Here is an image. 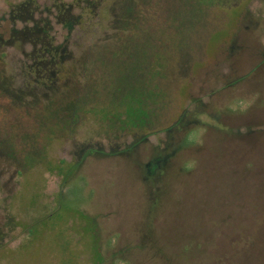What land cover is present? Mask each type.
Returning a JSON list of instances; mask_svg holds the SVG:
<instances>
[{"label":"rangeland","instance_id":"obj_1","mask_svg":"<svg viewBox=\"0 0 264 264\" xmlns=\"http://www.w3.org/2000/svg\"><path fill=\"white\" fill-rule=\"evenodd\" d=\"M0 39V264H264V0H0Z\"/></svg>","mask_w":264,"mask_h":264},{"label":"trees","instance_id":"obj_2","mask_svg":"<svg viewBox=\"0 0 264 264\" xmlns=\"http://www.w3.org/2000/svg\"><path fill=\"white\" fill-rule=\"evenodd\" d=\"M26 10H24L25 12ZM69 24V23H68ZM71 24V23H70ZM48 26L39 27L38 25L32 29H24L21 31L22 35L25 39L37 42L39 40L44 41L47 40V32ZM70 27V26H69ZM70 29V28H69ZM15 35V33H14ZM17 39L16 36H11L7 40L13 41ZM1 40V39H0ZM3 40V38H2ZM1 40V41H2ZM6 40V41H7ZM9 42V41H8ZM36 58L35 62V73L40 75L39 77L42 78L44 81L49 83L56 82L60 79V76L64 73L63 67L57 63V50L53 47H50V43H44L43 46L39 50H35V54L33 55Z\"/></svg>","mask_w":264,"mask_h":264},{"label":"flooded vegetation","instance_id":"obj_3","mask_svg":"<svg viewBox=\"0 0 264 264\" xmlns=\"http://www.w3.org/2000/svg\"><path fill=\"white\" fill-rule=\"evenodd\" d=\"M261 56H262L261 59L264 60V53H262ZM256 59H257L256 64L254 65V68H252V70H256V71L258 70V71H259V66H260V65H259V54H258L257 56H255V60H256ZM256 106L259 107V103H257ZM252 109H255V107H253ZM252 124H255V127H256V130H255L253 133H255V132H259V122L256 121V122L254 123V122L252 121ZM253 133H252V134H253ZM246 134L249 136V134H251V133L248 132V133H245L244 135L247 136Z\"/></svg>","mask_w":264,"mask_h":264}]
</instances>
